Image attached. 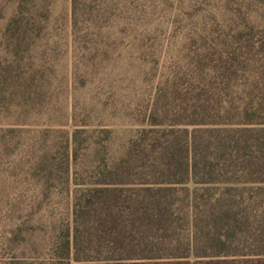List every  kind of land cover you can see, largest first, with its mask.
Listing matches in <instances>:
<instances>
[{"label":"trees","instance_id":"trees-1","mask_svg":"<svg viewBox=\"0 0 264 264\" xmlns=\"http://www.w3.org/2000/svg\"><path fill=\"white\" fill-rule=\"evenodd\" d=\"M22 6L1 31L0 264H264V0H68V127L25 119L57 45ZM93 82L137 125L116 155L78 112Z\"/></svg>","mask_w":264,"mask_h":264},{"label":"rangeland","instance_id":"rangeland-1","mask_svg":"<svg viewBox=\"0 0 264 264\" xmlns=\"http://www.w3.org/2000/svg\"><path fill=\"white\" fill-rule=\"evenodd\" d=\"M16 0H0V60L7 55V50L9 46L7 45V37L1 35V31L4 24L12 12ZM23 10L31 12L33 17L38 18L39 25L44 24L47 28H50L51 39L50 45L55 47L56 50L50 52L49 56L51 61H53V71L49 76L50 87L48 89L49 103L40 108L37 114H34V109L28 114L27 119L30 123L38 124H63L68 127V110L71 103V97L66 92L65 87L68 85L69 70H70V56L68 48V35H67V13H68V0H23ZM45 19V21H43ZM36 25H38L36 23ZM33 38L30 35L25 39L23 46L21 47L20 54L22 55V61L26 62L28 55L32 53L30 46L32 44ZM50 62V61H49ZM119 81V80H118ZM117 81V82H118ZM116 82L119 88H122V83ZM90 92L86 93L85 90H80L76 92V101L81 103V98L83 96L91 95L87 98L89 105H94L90 111H78L80 115H85L90 124H94L99 121L101 124L110 128V136L108 140L107 147H102L106 145L103 141L100 148L102 150H107L108 152L116 155L121 152L127 139L134 133L137 125L133 124L131 120L124 115L126 111H119V109L106 108L105 106H100L95 102V97H92L93 90L95 89V82L91 85ZM108 89V85L103 82L100 92L97 94V99L101 100ZM124 95V92H120ZM12 111H23L21 109Z\"/></svg>","mask_w":264,"mask_h":264}]
</instances>
